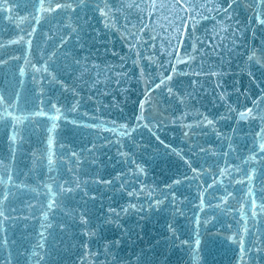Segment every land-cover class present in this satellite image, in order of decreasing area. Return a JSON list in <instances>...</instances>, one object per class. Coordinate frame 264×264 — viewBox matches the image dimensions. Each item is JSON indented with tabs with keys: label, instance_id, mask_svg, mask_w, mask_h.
<instances>
[{
	"label": "water",
	"instance_id": "obj_1",
	"mask_svg": "<svg viewBox=\"0 0 264 264\" xmlns=\"http://www.w3.org/2000/svg\"><path fill=\"white\" fill-rule=\"evenodd\" d=\"M0 264H264V0H0Z\"/></svg>",
	"mask_w": 264,
	"mask_h": 264
}]
</instances>
